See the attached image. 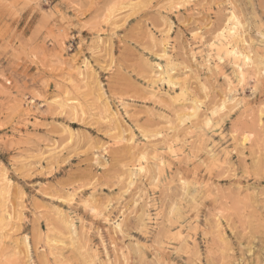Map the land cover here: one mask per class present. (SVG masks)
I'll use <instances>...</instances> for the list:
<instances>
[{
	"label": "rangeland",
	"instance_id": "1",
	"mask_svg": "<svg viewBox=\"0 0 264 264\" xmlns=\"http://www.w3.org/2000/svg\"><path fill=\"white\" fill-rule=\"evenodd\" d=\"M263 62L264 0H0V264H264Z\"/></svg>",
	"mask_w": 264,
	"mask_h": 264
},
{
	"label": "bare ground",
	"instance_id": "2",
	"mask_svg": "<svg viewBox=\"0 0 264 264\" xmlns=\"http://www.w3.org/2000/svg\"><path fill=\"white\" fill-rule=\"evenodd\" d=\"M238 27H240V23H239L237 17L234 14H232L229 18L228 26L226 28L227 33H226V35H223L222 37H226V36L235 37V35H236L235 33H236ZM231 52L236 58H242L243 61L248 63V64L253 63L252 59L248 53H242V52L240 53L239 51H235V50H231ZM255 67H256V69H258V72L264 71V62L259 63L258 66H255ZM243 76H244L243 72L238 71V77H239L240 81L243 80ZM141 170H142V168H141ZM136 171L134 170V174L137 173ZM114 228L118 229L119 225L117 224L116 226H114Z\"/></svg>",
	"mask_w": 264,
	"mask_h": 264
}]
</instances>
